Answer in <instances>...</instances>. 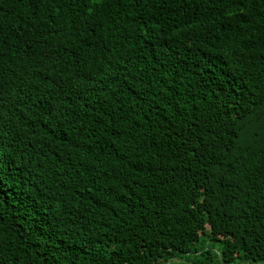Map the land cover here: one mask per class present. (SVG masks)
<instances>
[{
  "label": "trees",
  "instance_id": "1",
  "mask_svg": "<svg viewBox=\"0 0 264 264\" xmlns=\"http://www.w3.org/2000/svg\"><path fill=\"white\" fill-rule=\"evenodd\" d=\"M264 264V0H0V264Z\"/></svg>",
  "mask_w": 264,
  "mask_h": 264
},
{
  "label": "water",
  "instance_id": "2",
  "mask_svg": "<svg viewBox=\"0 0 264 264\" xmlns=\"http://www.w3.org/2000/svg\"><path fill=\"white\" fill-rule=\"evenodd\" d=\"M255 264H260V263H255Z\"/></svg>",
  "mask_w": 264,
  "mask_h": 264
}]
</instances>
